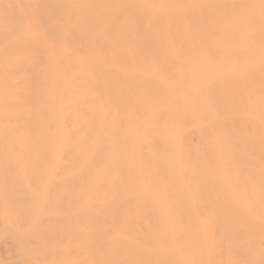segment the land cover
<instances>
[{
	"label": "bare ground",
	"instance_id": "6f19581e",
	"mask_svg": "<svg viewBox=\"0 0 264 264\" xmlns=\"http://www.w3.org/2000/svg\"><path fill=\"white\" fill-rule=\"evenodd\" d=\"M262 50L260 0H0V264H264Z\"/></svg>",
	"mask_w": 264,
	"mask_h": 264
},
{
	"label": "snow or ice",
	"instance_id": "6c2138e0",
	"mask_svg": "<svg viewBox=\"0 0 264 264\" xmlns=\"http://www.w3.org/2000/svg\"><path fill=\"white\" fill-rule=\"evenodd\" d=\"M260 8H261L262 19H264V0H260ZM52 22L55 23L56 21L53 20ZM261 68H262V71H264V50H262ZM261 104H262V108H264V94H262V97H261ZM262 176H264V163H262ZM261 192H262V195H264V183H262Z\"/></svg>",
	"mask_w": 264,
	"mask_h": 264
}]
</instances>
